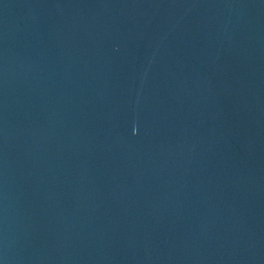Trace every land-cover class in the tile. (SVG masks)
Here are the masks:
<instances>
[{
	"label": "water",
	"instance_id": "water-1",
	"mask_svg": "<svg viewBox=\"0 0 264 264\" xmlns=\"http://www.w3.org/2000/svg\"><path fill=\"white\" fill-rule=\"evenodd\" d=\"M0 264H101L61 165L1 51Z\"/></svg>",
	"mask_w": 264,
	"mask_h": 264
}]
</instances>
